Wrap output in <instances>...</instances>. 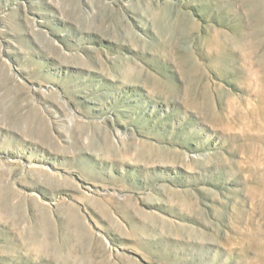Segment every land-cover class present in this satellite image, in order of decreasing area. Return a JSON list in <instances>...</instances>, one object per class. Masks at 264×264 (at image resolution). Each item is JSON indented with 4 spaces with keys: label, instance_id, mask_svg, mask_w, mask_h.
<instances>
[{
    "label": "rangeland",
    "instance_id": "374dc122",
    "mask_svg": "<svg viewBox=\"0 0 264 264\" xmlns=\"http://www.w3.org/2000/svg\"><path fill=\"white\" fill-rule=\"evenodd\" d=\"M0 264H264V0H0Z\"/></svg>",
    "mask_w": 264,
    "mask_h": 264
}]
</instances>
